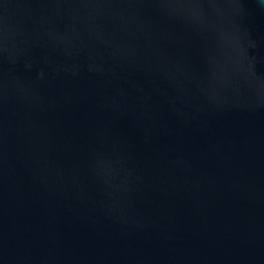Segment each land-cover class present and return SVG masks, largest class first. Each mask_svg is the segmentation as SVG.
<instances>
[{"label": "water", "instance_id": "95a60500", "mask_svg": "<svg viewBox=\"0 0 264 264\" xmlns=\"http://www.w3.org/2000/svg\"><path fill=\"white\" fill-rule=\"evenodd\" d=\"M0 264H264V0H0Z\"/></svg>", "mask_w": 264, "mask_h": 264}]
</instances>
